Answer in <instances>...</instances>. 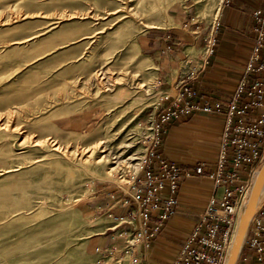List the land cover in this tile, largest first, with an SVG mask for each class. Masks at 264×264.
<instances>
[{
	"label": "rangeland",
	"instance_id": "rangeland-1",
	"mask_svg": "<svg viewBox=\"0 0 264 264\" xmlns=\"http://www.w3.org/2000/svg\"><path fill=\"white\" fill-rule=\"evenodd\" d=\"M221 1L0 0V264H116L86 245L109 226L93 203L134 182L170 93L137 38L173 5L212 19Z\"/></svg>",
	"mask_w": 264,
	"mask_h": 264
},
{
	"label": "built area",
	"instance_id": "built-area-1",
	"mask_svg": "<svg viewBox=\"0 0 264 264\" xmlns=\"http://www.w3.org/2000/svg\"><path fill=\"white\" fill-rule=\"evenodd\" d=\"M262 2L263 6L253 12L252 55L229 101L223 103L207 97L196 100L199 94L188 81L196 77L198 70L178 71L175 95L164 96L161 101H168L167 105L161 104L164 111L149 120L152 133L147 138L146 156L134 182L119 188L121 196L110 194L114 203L104 212L109 220L107 230L113 238L122 239L123 246L120 249L96 247L94 253L100 260L141 264L143 250L150 247L166 222L179 211L182 178L201 177L211 180L212 193L173 264H224L251 175L264 157V78L253 75L264 71V0ZM214 45L215 39H212L211 52ZM199 114L223 118L212 170L205 160L196 161L190 168L166 158L159 151L163 134L172 122ZM117 203L128 208L126 214L114 212ZM194 242L200 246L195 247ZM245 250L249 252L246 259L264 264V205L251 220L241 254Z\"/></svg>",
	"mask_w": 264,
	"mask_h": 264
},
{
	"label": "crops",
	"instance_id": "crops-1",
	"mask_svg": "<svg viewBox=\"0 0 264 264\" xmlns=\"http://www.w3.org/2000/svg\"><path fill=\"white\" fill-rule=\"evenodd\" d=\"M262 6V0H222L214 18L208 19L194 15L192 5L180 2L169 8L166 26H152L137 38L139 51L154 64L156 76L165 82L166 90L170 92L168 95L176 93L174 82L178 71L195 68L198 70L197 75L188 83L199 94L196 100L207 97L226 103L252 55L255 36L253 12ZM212 39H215V45L211 52ZM253 75L264 78V71ZM167 103L168 101L161 102L165 105ZM163 111L162 105L158 106L150 114V120L157 118ZM89 123V119L80 117H73L65 122L66 126H88ZM222 126L223 118L218 115L199 114L186 121L172 122L163 134L159 151L166 158L193 168L196 161L202 160L195 154V150L202 149L201 145L204 143L200 137L208 136L209 133L213 135L212 146L217 155ZM173 150L179 151V159L174 156ZM215 158L205 160L209 164L208 169H213ZM212 187L211 180L207 178H182L179 211L166 222L162 231L151 241L150 247L143 250L144 259L141 264H173L199 222L211 196ZM97 192L99 198L93 204L102 213L114 203L110 194H122L120 189L104 188ZM127 210V207L117 203L114 212L123 215ZM107 228L105 225L86 237L90 252L94 253L96 247L122 248L123 240L113 238ZM193 245L200 246L197 242ZM248 253V250L242 252L237 264H259L253 259H246Z\"/></svg>",
	"mask_w": 264,
	"mask_h": 264
},
{
	"label": "water",
	"instance_id": "water-1",
	"mask_svg": "<svg viewBox=\"0 0 264 264\" xmlns=\"http://www.w3.org/2000/svg\"><path fill=\"white\" fill-rule=\"evenodd\" d=\"M263 182L264 157L259 162L253 174L251 175L247 195L242 205L241 218L238 225L236 237L233 242L230 254L224 264H237L251 220L258 209L261 207V205H259V197L263 190Z\"/></svg>",
	"mask_w": 264,
	"mask_h": 264
},
{
	"label": "bare ground",
	"instance_id": "bare-ground-1",
	"mask_svg": "<svg viewBox=\"0 0 264 264\" xmlns=\"http://www.w3.org/2000/svg\"><path fill=\"white\" fill-rule=\"evenodd\" d=\"M101 143H103V142H100L99 144H101ZM101 147H105V146L102 145ZM109 156H110V154H106L103 158H108ZM129 184H130V183H129ZM263 202H264V182H263V190H262V192H261V194H260V197H259V205H261ZM248 204H249V203H248ZM241 212H242V208L240 209V214H239L238 220H237V222H236V225H235V227H234L233 234H232V237H231V241H230V243H229V245H228V249H227V253H226V257H225L224 262H226V260H227V258H228V256H229V254H230V251H231V248H232L233 242H234V240H235L236 233H237V229H238V225H239L240 218H241ZM106 262H107L106 264L109 263L108 261H106ZM109 264H110V263H109Z\"/></svg>",
	"mask_w": 264,
	"mask_h": 264
},
{
	"label": "trees",
	"instance_id": "trees-1",
	"mask_svg": "<svg viewBox=\"0 0 264 264\" xmlns=\"http://www.w3.org/2000/svg\"><path fill=\"white\" fill-rule=\"evenodd\" d=\"M188 119H190V118H188ZM188 119H186V120H188ZM186 120H183V121H186Z\"/></svg>",
	"mask_w": 264,
	"mask_h": 264
}]
</instances>
